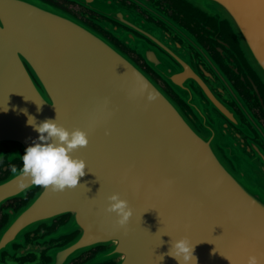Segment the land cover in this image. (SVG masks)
<instances>
[{
	"label": "water",
	"instance_id": "1",
	"mask_svg": "<svg viewBox=\"0 0 264 264\" xmlns=\"http://www.w3.org/2000/svg\"><path fill=\"white\" fill-rule=\"evenodd\" d=\"M67 1L105 17L99 25L168 89L69 11L46 0H0V165L21 161L38 141L29 116L57 119L90 140L73 153L87 164L81 185L43 187L31 207L72 212L80 243L107 245L114 264H178L167 253L185 237L197 264H246L250 255L264 264V128L247 101L193 34L152 8L141 4L168 32L120 0ZM177 1L228 30L264 89V0ZM21 175L0 190L21 185ZM116 193L133 209L125 227L106 211Z\"/></svg>",
	"mask_w": 264,
	"mask_h": 264
},
{
	"label": "flooded vegetation",
	"instance_id": "2",
	"mask_svg": "<svg viewBox=\"0 0 264 264\" xmlns=\"http://www.w3.org/2000/svg\"><path fill=\"white\" fill-rule=\"evenodd\" d=\"M46 1L69 11L105 34L168 89L144 58L99 25V22L107 20L105 17L67 0ZM120 1L134 6L147 20L166 32L169 30L166 25L151 17L142 9L141 4L152 8L157 15L175 21L193 34L247 101L249 109L264 128V109L256 88L263 101L264 89L248 68L235 40L224 26L219 28L213 20H206L189 8H184L177 0H138L139 4L130 0ZM176 39L182 42L179 38ZM191 55L198 66H206L196 52L193 51ZM233 107L241 114L235 104ZM243 122L252 128L245 118ZM6 162L0 165V186L22 174L23 159L11 164ZM13 167L17 169L15 173L12 171ZM21 176L24 178L21 184L26 185L25 187L19 184L11 186L7 189L8 193L4 189L0 190V264H114L106 260L107 245L86 247L80 243L83 230L72 212H51L49 205L31 207L35 201L37 203L44 188L32 185L29 177L23 174ZM66 200L67 198H62L61 202L65 203Z\"/></svg>",
	"mask_w": 264,
	"mask_h": 264
},
{
	"label": "clouds",
	"instance_id": "3",
	"mask_svg": "<svg viewBox=\"0 0 264 264\" xmlns=\"http://www.w3.org/2000/svg\"><path fill=\"white\" fill-rule=\"evenodd\" d=\"M155 98L154 95L148 97L150 101ZM36 104L39 111L42 105ZM27 123L39 133V137L22 157V174L30 178L32 185L51 187L54 192H63L81 185L80 178L85 175L87 164L82 159L74 158L73 153L88 146V133L79 128L70 131L59 124L57 119L37 123L35 117L29 116ZM12 171L15 173L17 169L13 167ZM25 186L21 184V187ZM108 201L106 211L115 213L117 224L125 227L133 216L129 202L122 199L119 193L109 196ZM195 245L187 237L175 240L171 242L167 255L176 259L178 264H197ZM246 264H260V260L256 255H250Z\"/></svg>",
	"mask_w": 264,
	"mask_h": 264
}]
</instances>
